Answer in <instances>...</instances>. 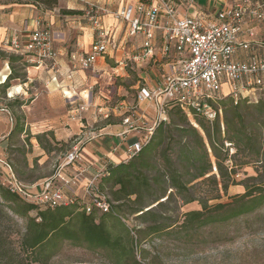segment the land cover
Returning <instances> with one entry per match:
<instances>
[{
  "label": "trees",
  "instance_id": "obj_1",
  "mask_svg": "<svg viewBox=\"0 0 264 264\" xmlns=\"http://www.w3.org/2000/svg\"><path fill=\"white\" fill-rule=\"evenodd\" d=\"M13 77L11 73L0 85L10 88ZM208 103L217 112L213 121L193 108L171 104L151 140L133 157L108 167L99 186L110 195L114 210L88 213L80 196L73 204L42 209L11 192L0 178V264H48L65 242L100 251L112 264H145L147 253L139 244L147 236L166 233L193 239L216 222L259 209L264 202V98L243 97L235 102L228 95L208 99ZM37 138L41 141L40 135ZM226 143L235 146L233 155ZM239 155L244 158L241 165L256 162L260 168L255 167L256 175L248 174L240 181L246 192L235 198L236 205L214 211L225 205H208V200L219 198L221 190L228 192L230 184L237 183L235 167L229 170L225 163L228 157ZM6 164L18 174L10 162ZM214 167L217 173H212ZM205 184L211 186L209 193L217 194L198 198L196 189ZM178 198L183 203L198 200L203 207L185 212L183 222L177 224L165 211ZM120 215L140 219L148 226L128 224ZM3 218L13 226H20L22 219L24 229H18L17 248L6 241Z\"/></svg>",
  "mask_w": 264,
  "mask_h": 264
},
{
  "label": "built area",
  "instance_id": "obj_2",
  "mask_svg": "<svg viewBox=\"0 0 264 264\" xmlns=\"http://www.w3.org/2000/svg\"><path fill=\"white\" fill-rule=\"evenodd\" d=\"M179 3L189 8L194 0H138L117 11H110L94 1L87 2V16L95 27L96 36L87 53L72 52L74 68L96 70L99 58L118 50L119 41L101 23L102 15L106 13L128 22L131 37H143L133 61L141 63L154 58L158 63V51L170 60L161 82L153 88H141L136 96L138 103L154 101L157 114L154 121L148 124L144 114L138 111L123 119L126 131L143 133V139L127 145V159L151 140L154 128L167 118V108L171 104H180L186 110L193 108L213 121L217 112L209 105L208 99L223 95L225 85L229 86V91L223 96L230 95L235 102L243 97L253 98L258 89L264 88V0H232L217 12L213 20L180 15ZM34 25L24 41L22 32L14 30L11 49L21 56L27 54L28 61L38 66L52 63L55 67L60 55L52 25L39 17L34 19ZM242 48L249 53L246 58L238 60L235 56ZM71 88L64 93L70 107L69 116L82 123L84 113L93 103L91 91L81 99L76 93L70 94L73 90L76 92V86ZM97 135L91 133L89 137ZM82 143L83 140L78 139L53 175L45 178L40 189L35 190L31 184L26 186L8 164V173L1 180L11 192L46 209L75 203L81 196L76 193V184L86 179L82 197L86 211L114 210L110 195L102 192L99 186L110 165L106 163L95 169L92 162L85 160ZM120 217L128 224L133 223V217Z\"/></svg>",
  "mask_w": 264,
  "mask_h": 264
},
{
  "label": "rangeland",
  "instance_id": "obj_3",
  "mask_svg": "<svg viewBox=\"0 0 264 264\" xmlns=\"http://www.w3.org/2000/svg\"><path fill=\"white\" fill-rule=\"evenodd\" d=\"M9 1L0 0V11H8L2 6L4 3H9ZM60 5L62 7L58 11L59 13H71L63 7L64 3L62 1ZM2 12H0V15H3ZM84 22L92 25L88 19ZM70 35L74 36L75 33L71 32ZM27 65V61L9 51L7 44L0 41V84L5 82L11 73L15 75L9 82L10 88L7 89L0 85L1 97L8 95L10 90L15 91L9 99L10 101L5 102L13 118L11 151L8 161L15 166L19 174L18 177L29 187L30 183L53 175L56 167L65 160L67 151L78 141L74 132L79 128L76 122L67 124L71 121V117L66 116L70 107L63 91L61 92L62 88L53 95L46 86L47 77L45 72L37 75L31 70L30 73L27 70ZM135 76L137 77V75L133 77ZM16 85H21L23 90L21 92L16 91L14 87ZM126 87L130 93H134L131 85H126ZM70 90H72L71 87L68 88V91ZM75 90L76 92L73 90L70 94L76 93L77 97L81 99L88 95V92L82 93L77 87ZM89 91H91V100L94 102L96 89H89ZM111 92V95L118 94L117 89H112ZM252 96L254 101L264 98V88L258 89ZM114 98H119V96ZM136 103L135 100L133 104ZM126 113L130 112L126 111ZM170 120L171 118H169ZM20 128L21 130H19ZM37 135L41 136L42 142L37 138ZM53 135L54 140L52 139ZM49 141L52 142V147H50ZM44 145L50 149L45 148ZM226 145L229 148V155H233L236 151L235 146L231 143H226ZM228 158L230 159L225 164L229 170L235 167L237 183H231L228 192L221 190L219 198L208 200V205H215L216 203L225 205V207L219 206L213 209L214 211L221 212L236 205L235 198L246 192V188L240 181L245 179L248 174L256 175L255 167L260 168L261 165H256V162H254L255 164L241 165V160L244 158L240 155L235 157L236 160L232 157ZM261 168L263 167L261 166ZM214 172H218L215 167L212 173ZM0 175L2 179L3 173H0ZM43 183L42 180L38 185V189L42 187ZM84 186L83 182L80 181L76 184V193L81 195L80 197L85 194ZM196 190L198 198L213 197L211 195L215 196L217 194V192L214 194L208 192L211 191V186L208 184L202 185ZM205 191L209 194H206ZM167 206L166 214L168 216L171 214L177 219V224L183 222L185 212L200 210L203 207L198 200L183 203L180 198L172 200ZM148 208H151V206ZM33 213L35 212L33 211ZM98 214H101V212H98ZM131 221L138 224L139 227H143V229L148 226L146 222L144 223L140 219H132ZM2 222L1 226L4 228L6 241L8 243L12 242L13 248H17L20 237L18 229H20V226L21 230L24 229L22 219H19L20 226H13L5 218L2 219ZM139 249L146 250L147 258L143 260L145 264H264V202L259 209L253 212L219 221L203 228L200 235L193 239H187V237L178 239L173 234L166 233H163V235L154 234L147 236V240L139 244ZM48 264L112 263L100 251H92L81 246L75 247L69 242H65L61 250L51 258Z\"/></svg>",
  "mask_w": 264,
  "mask_h": 264
},
{
  "label": "crops",
  "instance_id": "obj_4",
  "mask_svg": "<svg viewBox=\"0 0 264 264\" xmlns=\"http://www.w3.org/2000/svg\"><path fill=\"white\" fill-rule=\"evenodd\" d=\"M48 1L10 0L9 3H4L2 8L8 11H0L3 14L0 15V41L5 42L8 50L15 53L10 46V39L14 30L22 32V41H24L28 31L35 27L34 19L39 17L43 21L49 22L55 33V46L60 55L55 67L52 66V63L38 66L36 63L29 62V56L26 54V56L22 57L28 62L27 70L30 73L32 70L37 75L45 72L47 77L46 86L53 95L61 88V92L65 93L73 85L79 88L82 93L95 88V101L89 112L84 113V121L80 123L70 118L71 121L67 124L75 122L78 124L79 130L75 131L74 135H77V140H83L81 145L82 154L87 162L94 164L93 167L95 169L106 163L109 165L122 163V161L127 159V145L137 139H143L142 132L125 130L123 119L129 114L126 111L130 113L138 111L144 114L148 124L154 121L157 116L154 101L138 103L136 96L141 88H153L161 82L170 60L166 59V57L164 58L162 53L158 51V63H156L154 58L141 63L133 61L132 58L140 47L143 37H131L128 22L116 19L112 13H106L102 15L101 23L119 41L118 50L107 55V57L99 58L95 66L96 70L74 68L71 60L72 52L87 53L96 36L93 23L91 22L92 25H89L84 22L87 19L89 20L87 2L94 1L101 6L104 5L110 11H117V9L127 4L137 3L138 0ZM61 1L64 3L63 7L71 13L62 14L58 12L60 7H62L61 5L59 6ZM231 1L200 0L198 2V0H194V3L189 8L179 3L180 15H197L206 20H213L216 18L217 12L229 5ZM11 6L14 7L12 8ZM71 32H74L75 35L71 36ZM248 53V50L239 49L235 58L242 60L247 57ZM15 54L21 56L20 54ZM134 75H137V77H133ZM135 78L137 79L135 80ZM126 85H131L134 93H130ZM14 87L16 91H18V87L21 88V91L23 90L21 85ZM112 89H117L118 94L111 95ZM228 91L229 86L225 85L223 93L228 94ZM14 92V90H10L8 95L0 96V172L3 175L8 173L6 162H9L8 158L10 157L13 126V118L5 102L10 101L9 99ZM223 95H220V97H224ZM115 96H119V98H114ZM135 100L137 103L133 104ZM98 108L102 112H99ZM66 116L70 117L69 110ZM91 133H97L98 135L89 137ZM115 147H118V149L115 150ZM45 178L42 180L45 181ZM42 180L30 184L36 190ZM82 182L85 184L86 179Z\"/></svg>",
  "mask_w": 264,
  "mask_h": 264
},
{
  "label": "bare ground",
  "instance_id": "obj_5",
  "mask_svg": "<svg viewBox=\"0 0 264 264\" xmlns=\"http://www.w3.org/2000/svg\"><path fill=\"white\" fill-rule=\"evenodd\" d=\"M17 90H18V91H21V88H20V87H18V88H17Z\"/></svg>",
  "mask_w": 264,
  "mask_h": 264
}]
</instances>
